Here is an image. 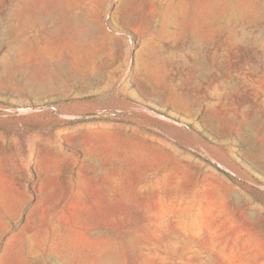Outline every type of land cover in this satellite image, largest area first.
<instances>
[{"label": "rangeland", "instance_id": "1", "mask_svg": "<svg viewBox=\"0 0 264 264\" xmlns=\"http://www.w3.org/2000/svg\"><path fill=\"white\" fill-rule=\"evenodd\" d=\"M0 264H264V0H0Z\"/></svg>", "mask_w": 264, "mask_h": 264}, {"label": "water", "instance_id": "2", "mask_svg": "<svg viewBox=\"0 0 264 264\" xmlns=\"http://www.w3.org/2000/svg\"><path fill=\"white\" fill-rule=\"evenodd\" d=\"M151 110H152L153 112L157 113L158 115H160V116L166 118V119L173 120L171 117H169V116H167V115H165V114H163V113H161V112H158V111L153 110V109H151ZM173 121H175V120H173ZM175 122H177V121H175ZM211 161H212V160H211ZM212 163H214V162L212 161Z\"/></svg>", "mask_w": 264, "mask_h": 264}, {"label": "trees", "instance_id": "3", "mask_svg": "<svg viewBox=\"0 0 264 264\" xmlns=\"http://www.w3.org/2000/svg\"><path fill=\"white\" fill-rule=\"evenodd\" d=\"M203 135V137H205L206 138V136L204 135V134H202ZM224 174H226L227 176H229V177H231V175L228 173V172H224V171H222Z\"/></svg>", "mask_w": 264, "mask_h": 264}]
</instances>
